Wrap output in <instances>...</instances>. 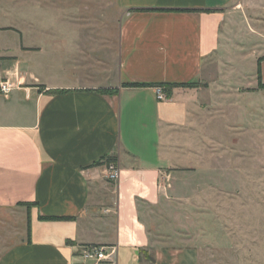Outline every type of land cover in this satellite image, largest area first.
I'll return each instance as SVG.
<instances>
[{"label": "crops", "instance_id": "obj_1", "mask_svg": "<svg viewBox=\"0 0 264 264\" xmlns=\"http://www.w3.org/2000/svg\"><path fill=\"white\" fill-rule=\"evenodd\" d=\"M76 3L60 8L87 9ZM111 4L116 16L100 29L51 22L50 59L23 43L24 71L0 62L12 87L0 94V216L22 220L0 264H264V34L246 14L245 32L234 29L236 9L264 3ZM157 83L195 86L158 100ZM177 178L176 226L166 184ZM21 201L35 203L29 240ZM88 246L114 253L95 261L82 254Z\"/></svg>", "mask_w": 264, "mask_h": 264}, {"label": "rangeland", "instance_id": "obj_2", "mask_svg": "<svg viewBox=\"0 0 264 264\" xmlns=\"http://www.w3.org/2000/svg\"><path fill=\"white\" fill-rule=\"evenodd\" d=\"M78 2L80 4H75L77 7L82 8V4H85L87 9H61L60 5L66 6L65 2ZM0 0V62L3 60H15L19 61L18 68L20 71H24L23 63H20V56L22 55V46L23 43L31 44L29 46L30 54L33 55L35 50H40L43 48V51L46 52L44 54V58L50 59V54L52 52V44L54 41H57L56 34L53 35L51 22L54 24L57 23L60 18H70V19H78L81 23H89L91 29H99L104 27V22L107 21L108 18H113L116 16V11L114 6L111 4L112 0ZM105 1V2H104ZM264 3V0H260ZM242 8V7H241ZM241 8L236 9L239 16L235 15L234 18L240 20L237 22V26L234 27L235 31L238 33H242L244 31L242 23L244 22V14L249 16L252 19L253 27L259 29L264 34V10H250L247 8L246 12L243 13ZM241 14V15H240ZM104 18V19H103ZM103 20V21H102ZM103 23V24H102ZM99 24V25H96ZM102 25V26H100ZM58 27V25H56ZM88 27V26H87ZM62 28V27H61ZM60 28V29H61ZM45 29L47 31H45ZM67 27L65 28V30ZM98 29V30H99ZM245 32V31H244ZM69 33V32H68ZM67 33V34H68ZM22 37H24V42L22 41ZM240 43H245L247 40H243ZM248 43V42H247ZM38 44V46H37ZM27 46V45H26ZM41 46V48H40ZM226 53L230 54V52ZM248 61L246 62L248 70L251 71V62L249 54H244ZM94 54L92 53V57ZM231 58V57H230ZM94 59V58H93ZM92 59V60H93ZM233 62H239L237 59L232 58ZM237 60V61H235ZM95 63V61H93ZM29 68L28 65H26ZM255 68V63H254ZM50 71V64L49 69ZM255 70V69H254ZM43 74V73H42ZM44 77L50 78V74L44 73ZM0 80L2 76H0ZM166 188L170 195H174L169 210L172 213V220L174 225H178L179 223V202L178 196L184 195V187L180 186L177 180H167ZM240 203H236V210L238 209V205ZM248 211V209H246ZM245 211V212H246ZM247 213V212H246ZM240 214L241 210H240ZM226 223V218H224ZM20 217L13 212H7L6 215L0 216V246L6 244L8 241L13 242L18 238V233L22 228ZM16 238V239H15Z\"/></svg>", "mask_w": 264, "mask_h": 264}, {"label": "built area", "instance_id": "obj_3", "mask_svg": "<svg viewBox=\"0 0 264 264\" xmlns=\"http://www.w3.org/2000/svg\"><path fill=\"white\" fill-rule=\"evenodd\" d=\"M11 85L7 80H0V94L7 95L11 90ZM154 91L158 100H164L166 93L162 85H155ZM119 169L116 161L104 162V175L108 180L114 181L117 179ZM114 253V249L106 252L103 247L100 246H88L82 252L83 256L95 261L105 260Z\"/></svg>", "mask_w": 264, "mask_h": 264}, {"label": "trees", "instance_id": "obj_4", "mask_svg": "<svg viewBox=\"0 0 264 264\" xmlns=\"http://www.w3.org/2000/svg\"><path fill=\"white\" fill-rule=\"evenodd\" d=\"M264 59V56L259 57L257 59V81H258V87L264 88V83L261 82V74H260V66L259 63L261 60ZM141 85H146L144 83H124V86H141ZM156 85H162L164 87L165 93L167 96L170 95V90L173 87L181 86V87H193L195 86V83H157ZM155 86V85H154ZM101 91L103 92H108L109 90L102 89ZM109 161H115V157L113 156H108L105 158L104 162H109ZM103 162L97 163V164H102ZM35 203L33 202H18L17 205L25 206L27 209V238L29 240L30 237V225H29V209L32 205ZM41 219H51L50 217H45L41 216Z\"/></svg>", "mask_w": 264, "mask_h": 264}]
</instances>
